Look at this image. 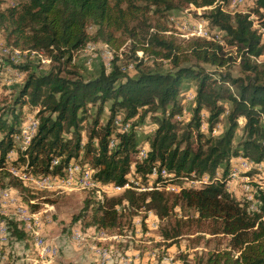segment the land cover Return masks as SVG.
I'll list each match as a JSON object with an SVG mask.
<instances>
[{
    "label": "trees",
    "instance_id": "1",
    "mask_svg": "<svg viewBox=\"0 0 264 264\" xmlns=\"http://www.w3.org/2000/svg\"><path fill=\"white\" fill-rule=\"evenodd\" d=\"M188 4L209 6L202 16L224 31L225 44L240 51V75L234 76L228 70L209 71L202 65L225 69L234 61L224 50V44L216 39L191 37L187 43L188 55L180 58V48L172 38H166L158 30L137 32V22L145 24L149 11L164 14ZM253 11L259 19L258 26L250 12H228L217 0H24L0 8V28L7 37H14L17 46L47 52L54 62L65 59L69 63L72 51L89 40L101 39L111 47L116 41L115 31L119 30L133 38L130 46L133 55L140 50L143 55L168 59L175 67L166 71L140 69L130 76L116 64L115 57L109 70L101 65L98 74L89 78L62 76L58 67L39 74L29 71L9 111L10 122L0 114V167L15 148L13 135L18 132L21 107L28 104L38 106L39 111L36 131L17 159L27 165L25 171L62 174L81 153L92 163L95 180L126 188L128 182L123 184L127 181L132 155L139 152L137 123L129 120L138 114L142 122L150 113L157 127L148 137L146 155L135 161L136 171L145 176L153 168L165 177L169 175L163 172L165 167L175 172L172 173L175 178L185 173L206 175L211 180L202 187L181 188L177 192L124 189L120 195L94 201V223L103 228L115 227L120 216L119 205L146 206L160 217L168 216L175 205L185 206L193 209L199 220L207 221L212 233L229 238L227 247L209 251L203 264H264V189L257 187L256 208L251 209L248 202L237 199L227 189L225 180L232 157L243 156L255 163L264 157V61L256 59L264 54V0H254ZM90 23L95 26L92 34L87 30ZM191 59L194 62L179 65L181 60ZM142 63L140 58L138 65ZM14 66L30 70L26 64ZM187 79L197 81L195 106L192 118L179 130L180 123L174 120V115L181 111L177 95ZM224 100L231 104L226 114L227 127L219 136H205L199 131L201 111L207 110L208 130L212 133L226 111L221 103ZM106 102H110L109 117L104 125L98 126ZM96 103L97 116L83 143L81 132L87 107ZM117 116H121L122 122H130L124 131L114 124ZM240 117L244 118L242 134L234 144ZM194 132L196 146L192 141ZM111 139L116 141L112 147ZM55 159L58 162L53 164ZM221 166H224L223 179H214ZM171 195L173 201L169 205ZM90 203L91 199L87 200L84 208ZM7 224L13 227L17 238L27 233L20 226L18 229L19 223L11 219Z\"/></svg>",
    "mask_w": 264,
    "mask_h": 264
},
{
    "label": "rangeland",
    "instance_id": "2",
    "mask_svg": "<svg viewBox=\"0 0 264 264\" xmlns=\"http://www.w3.org/2000/svg\"><path fill=\"white\" fill-rule=\"evenodd\" d=\"M23 1L0 0V8L17 5ZM230 1L217 0V4L224 6L228 12L237 10L250 12L253 23L256 26L260 24L253 11L254 3L251 0H244L243 5L236 4V8L235 6L232 8ZM208 8L209 6L196 7L188 4L164 14L149 11L146 23L137 22L136 30L139 34L142 31L144 33V30H158L166 38H172L176 46L180 48L178 52L180 58L188 55L187 43L191 37L202 36L216 39L224 44V50L228 52V55H232L234 61L230 62L225 69H218L207 63L202 65L209 71L228 70L232 75L238 76L240 75V51L234 45L225 44L222 38L224 31L214 27L202 16ZM87 30L92 34L95 26L90 23ZM115 38L116 41L111 47L101 39L89 40L83 47L72 51V59L69 63H66L65 59L54 62L43 50L36 51L25 45H15L14 37L8 38L5 31L0 28V114L3 113L10 122L12 116L9 111L29 71L39 74L58 67L62 76L89 78L98 74L101 65L109 70L115 57L118 58L116 64L130 76L136 75L140 69L153 71L175 69L170 60L161 56L143 55L140 50L139 54L136 50L133 55L130 47L133 38L129 33L115 31ZM162 50L167 51V48L163 47ZM135 55L139 58L135 59ZM140 58L143 59V63L138 65ZM256 59L263 62L264 54ZM192 62H194L193 59L181 60L179 65ZM14 64H26L30 70H22ZM196 84L195 79H187L181 84L177 95L181 111L174 115V120L180 123L179 130L192 118ZM221 103L224 104L226 111L221 114L212 133L208 130V112L206 109L201 111L199 131L205 136H219L227 127L226 114L231 104L225 100ZM109 104L110 102L104 103L98 126L107 122ZM97 106V103L88 104L86 118L82 123L83 143L87 141L93 120L97 116ZM21 111L18 132L13 135L15 148L8 154L5 165L0 167V264H203L209 251L227 247L229 240L227 236L212 233L207 221L199 220L193 209L180 205L171 207L168 216L163 217L146 206L119 205L120 216L115 227L103 228L94 223V201L120 195L124 189L130 188L137 192L149 191L154 188H147V185H153L157 180L159 186H166L155 189L177 192L181 186L186 187L191 180L198 183L193 188L202 187L211 180L206 175L197 177L194 174L185 173L179 174L178 178L169 173L165 177L158 175L155 179L153 174L146 173L143 176L136 171L135 161L146 155L149 148L148 137L157 127L150 113L143 118L142 122L139 121L138 114L129 120L137 123L135 133L139 140V152L132 155L133 160L126 176V182H128L126 188L114 189L113 182H94L93 184L91 178H83V182H80L78 180L80 175L66 169L69 164H72L83 172L89 170V175L94 173L92 163L81 153L76 160H71L64 168L65 175L64 170L62 174L58 173L61 180L56 173L41 174L50 180L45 183L31 180L29 177L32 173L24 170L27 165L17 159L19 152L26 148L31 135L36 131L39 107L25 104L21 107ZM121 119V116H117L114 124L120 130H123V127H120L121 123L129 127L130 122H122ZM238 122L239 127L235 133L234 144L238 142L242 134L244 118L240 117ZM1 137L2 133H0ZM195 139L194 132L192 136L194 146L197 145ZM93 141L95 144L98 142L97 138ZM113 142L115 145V139ZM231 159H235V156ZM241 159L246 157L240 156L239 161L229 162V172L225 179L226 187L237 199L248 202L251 209H254L256 208L254 194L257 187L264 189V176L255 175V171L264 175V169H262L264 163L261 162L263 166L256 170L254 167H246L242 171L239 163ZM155 165L159 166L158 163ZM156 166L154 168H157ZM83 168L85 169L82 170ZM223 170L224 166L218 168L214 179H223ZM234 171L237 172L238 178H246L248 174L250 181L256 180L252 200L247 199L249 182L233 178L236 173ZM172 196H170L169 205L173 201ZM89 199L91 203L84 208ZM8 219L19 223L17 228L19 229L20 226L27 233L22 238H17L13 234V227L9 228L7 224Z\"/></svg>",
    "mask_w": 264,
    "mask_h": 264
},
{
    "label": "built area",
    "instance_id": "3",
    "mask_svg": "<svg viewBox=\"0 0 264 264\" xmlns=\"http://www.w3.org/2000/svg\"><path fill=\"white\" fill-rule=\"evenodd\" d=\"M252 3H254V0H251ZM230 3H235V4H241L243 5L244 4V0H231ZM120 127H123V131H124V123H121L120 124ZM34 135V134H33ZM31 135V137L33 136ZM30 137V139H31ZM29 139V141H30ZM114 141V139H111L110 140V146H112V142ZM29 143V142H28ZM263 152H264V148H263ZM240 156H235V159H230V161L232 160H239ZM229 161V162H230ZM259 162H262L264 163V157L261 161ZM57 163V159L53 160V164H56ZM245 167H254V170L255 169V162L252 161V163L250 164H246V165H243V168L242 170H245ZM66 169H69L70 172H76L78 175H80L79 179L80 182H83V178H91V182L94 184V182H98L97 180H95L93 178V173L91 175H89V170H86V171H81V169L79 167H74L72 164H69L68 167ZM85 168H83L82 170H84ZM163 172H171V171H168L165 167H163ZM150 174H153V176H155V179L158 178V174L160 172H156L155 170L151 169V171L149 172ZM171 173H175V172H171ZM255 175H258V176H264V175H260L258 172L255 171ZM90 176V177H89ZM195 176V175H194ZM57 177H58V173H57ZM31 180L33 181H37V182H41V183H45V182H48L50 181L47 177L45 176H42L41 174H34L32 173V175L29 177ZM233 178H238L237 177V172L235 173V175L233 176ZM59 180H61L60 177H58ZM238 179H241V180H245L246 182H249V195H248V200H252V191H253V187H255V183H256V180L254 181H250L248 175H246V178H238ZM63 181H68L67 179H62ZM191 182V184H190ZM188 185L186 187H183L181 186V188H193L195 186V184H198V183H194V180H191ZM227 182V181H226ZM254 182V183H253ZM124 184H127V182H125ZM121 185H116L114 184L113 185V188L114 189H117L119 188ZM166 186V185H165ZM165 186H158L157 185V180L156 182L153 184V185H147V188H160V187H165ZM177 188V187H176Z\"/></svg>",
    "mask_w": 264,
    "mask_h": 264
},
{
    "label": "bare ground",
    "instance_id": "4",
    "mask_svg": "<svg viewBox=\"0 0 264 264\" xmlns=\"http://www.w3.org/2000/svg\"><path fill=\"white\" fill-rule=\"evenodd\" d=\"M231 4V6H232V8H234V6L236 5L235 3H230ZM239 5H241V4H239ZM235 8H236V6H235ZM235 10V9H234ZM27 128V127H26ZM124 129H126V127H124ZM112 146H113V142H112ZM239 161V160H238ZM240 163V166H241V168H243V165H246V164H250V163H252V160L251 159H241V161L239 162ZM262 164H261V162H258V163H255V169H257V168H261L260 166H261ZM263 166V165H262ZM246 168V167H245ZM151 169H153V168H151ZM262 169H264V168H262ZM68 170V169H67ZM261 170V169H260ZM237 171V170H236ZM236 171H234V172H236ZM243 171V170H242ZM67 172V171H66ZM257 172V171H256ZM261 172V171H260ZM263 172V171H262ZM169 173H171V172H169ZM243 173V172H242ZM259 173V172H258ZM56 175H57V173H56ZM64 175H65V170H64ZM242 175V174H241ZM248 175V174H247ZM67 176V175H66ZM237 176H238V174H237ZM50 178V177H49ZM66 178V177H65ZM231 178V177H230ZM51 179V178H50ZM232 179V178H231ZM69 181V180H68ZM89 182V181H88ZM249 184V183H248ZM86 185V184H85ZM123 185H125V184H123ZM175 187H177V186H175ZM120 188V187H119ZM161 188V187H160ZM173 188V187H172ZM180 189V188H179ZM244 190V189H243ZM248 190V189H247ZM246 190V191H247ZM249 192V191H248ZM248 198V197H247ZM251 208V207H250ZM253 209V208H252ZM255 209V208H254Z\"/></svg>",
    "mask_w": 264,
    "mask_h": 264
}]
</instances>
